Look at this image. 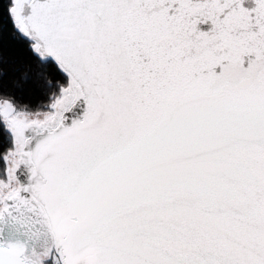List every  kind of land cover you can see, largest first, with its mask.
<instances>
[{
    "label": "snow or ice",
    "instance_id": "obj_1",
    "mask_svg": "<svg viewBox=\"0 0 264 264\" xmlns=\"http://www.w3.org/2000/svg\"><path fill=\"white\" fill-rule=\"evenodd\" d=\"M0 264H264V0H0Z\"/></svg>",
    "mask_w": 264,
    "mask_h": 264
}]
</instances>
